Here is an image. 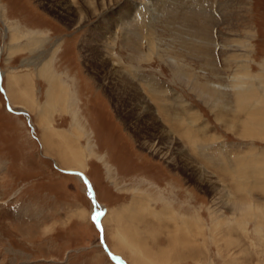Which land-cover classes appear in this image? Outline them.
<instances>
[{
  "label": "rangeland",
  "instance_id": "rangeland-1",
  "mask_svg": "<svg viewBox=\"0 0 264 264\" xmlns=\"http://www.w3.org/2000/svg\"><path fill=\"white\" fill-rule=\"evenodd\" d=\"M83 1L0 0V264H144L140 246L123 248L115 223L136 220L139 195L151 199L150 222H172L166 203L194 220V247L166 264H264V0ZM57 2L71 5L74 16L57 13ZM48 63L74 97L66 113L54 114L52 130L71 136L87 161L81 171L64 169L46 151L38 127L49 87L40 69ZM114 65L141 90L163 131L174 130L173 145L218 196L198 175L192 182L142 148L159 140L131 100L104 82L103 70ZM8 75L29 78L31 114L7 97ZM141 78L167 92L149 90ZM244 127L253 137L243 136ZM170 224L163 233L140 226L143 242L159 232L145 244L155 254L169 247Z\"/></svg>",
  "mask_w": 264,
  "mask_h": 264
},
{
  "label": "bare ground",
  "instance_id": "bare-ground-1",
  "mask_svg": "<svg viewBox=\"0 0 264 264\" xmlns=\"http://www.w3.org/2000/svg\"><path fill=\"white\" fill-rule=\"evenodd\" d=\"M50 1L54 3L58 0H50ZM84 1L89 2V0H84ZM85 4H87V3H85ZM70 6H68V3H66V2H64L63 4L61 2H57L55 8L57 9V13L65 14L68 18H71V15L75 14L76 12L73 11ZM105 8H103L104 11L106 10ZM2 12H3V7L1 6V3H0V18L4 19L3 18L4 15ZM129 22H131V20ZM124 25H125V23H124ZM6 26H7V28H6L7 32L6 33L8 35L10 34V36H11L12 31H13V35H12V37H13L14 33L16 31L14 30L13 27H10L8 25H6ZM132 31L133 30H131V32ZM39 35H40V33H38V32L32 33L30 36L32 38V42H35L36 44L39 43L40 39L36 40V38H38ZM133 36H134L133 34H130V37H133ZM40 37H41V35H40ZM18 39H19V37L15 38V40H18ZM99 46L101 47L102 44L101 45L99 44ZM127 47L132 51L133 47H132L131 43L128 44V42H127ZM133 51H135V50H133ZM207 60H210V59H207ZM105 62L103 60H101L99 63L101 64V66L104 64L107 66V64ZM112 67L114 69L111 68L110 71H107V70L104 71L103 70V72H105L103 74L104 82L105 83L108 82V84L111 85V87H113L116 95L120 96L121 99L129 98L131 100L130 105L132 106V108H131L132 112L138 114V116H139V117H136L137 120L138 121L143 120L146 123V127L150 130L151 133H153L152 137L154 138V140H159V146H156V147H155L156 144L151 145V144H147L145 142H141L140 144H141L142 148H146L148 150H151L154 153H156L158 156H162L163 158L172 161L175 166L176 165L180 166L181 171L183 173H185L187 175L188 179L192 182L194 181L193 177H196L198 175L197 178L200 181V186H202V188H204L207 192L218 196L219 195L218 192H220V191L216 189L217 185L210 179V177L207 176L206 174L202 173L197 168L198 166L196 167L194 165V163L190 160L188 155L186 153H184L181 148H179V147L176 148L173 145L175 141L172 139L171 131L174 132V130L172 128H169V130L164 128V131H163V127L159 124L156 117H154L155 115L153 112V108L151 107V105H149L146 97L142 95V93L140 92L141 90H139V88L137 86L133 85V83L128 79V77L125 76L126 73L121 71V69L118 68V66L116 67L114 65ZM40 77L43 78L49 86L47 97H46L47 98L46 103L43 105L42 110L39 112V114H37L38 127L44 135L43 140H44V146L47 149L46 151L53 154L54 157L55 156L58 157L60 164L63 167H65L64 169H73L74 167L75 168L77 167V169L81 171L85 168V166H86L85 162H87V161H86V159L82 160L80 151H78L76 149V147L74 146V142H72L71 136L66 135V133H64V132H55L54 129L52 130V122H53L52 119H53L54 114L57 112V110H59L60 112L66 113L67 109H68L67 106L69 105V107H70L74 103V97H73V95H71L69 88L65 84H63L57 76H55L54 72H52L51 63L50 64L48 63L47 65L45 64L42 67V69H40ZM8 78H9V80H8L9 83H8V87H7V89H8V96L7 97L10 98V100H13V102L15 104L14 106L16 108L22 109L23 111H25L29 114H31L30 113L31 111L34 112L35 110L31 107V103H29V101L32 98L31 94L33 93V91L31 93L32 89L29 87L31 85L29 78L27 77L28 79H26V80L23 76H21V77L12 76V78H10L9 75H8ZM140 81L142 84H144V86H149V90H151L153 92H163V93L167 92V90H165V87L162 84H160V82L155 81L151 78H149V79L141 78ZM26 83L28 85L27 87H26ZM213 94L215 97L217 96V98L219 97L218 95H220L215 90L213 91ZM238 96H241L239 99L242 98V94L240 95V92H239ZM62 98H64V100L61 103H59L60 100H62ZM118 100L119 99H117L116 102H119ZM27 106H28V108H27ZM29 110H30V112H29ZM137 112H140V113H137ZM74 129H75L74 131L77 133L78 130L76 128H74ZM243 130H244V133L243 132L242 133H243L244 137H253L254 134L249 128L244 127ZM57 137L60 138V141L57 139ZM98 158H99V160L105 162L104 156H102V157L98 156ZM176 160H178V163L176 162ZM175 162H176V164H175ZM83 178H84V176H83ZM191 178H192V180H191ZM136 198H137V196H136ZM137 199H141V200H138L139 202H135L134 205L137 206V204H138L139 208L136 209V208H134V205H133V207H132L133 209H131V214L133 213V217H135L136 220L128 223L125 227L121 226L122 221L119 220L118 218H117V220H119V221L115 222L118 228H122V229L124 228L123 230H125V231L130 230V231H128L126 236L122 234V229L118 230V234L122 235L121 239H122V242H124L123 248L126 249V247H128V248L131 247V250H136L137 246L138 247L140 246L142 248V251L140 252V254L138 253L139 257L137 255H136V257H138L141 260L143 259L144 264H166V263H170V258L173 255H175V251L185 252V251L190 250L191 248L194 247V245L192 244V242L190 240L191 238L189 237V233L192 234V232L195 230L193 222H192L194 220H192L191 218H186L183 215V213L180 214L178 212L175 214V212L173 211L175 209L172 208V206L170 204L166 203L163 213H166V215L170 214L171 215L170 218L173 219V220H171L172 222H169L166 224L168 225L170 223H173L174 230H173V232H171L170 230L167 229V231H169V234H168L169 235V237H168L169 241L168 242H170L168 245L169 247L162 248V250H160L159 252L157 251L158 254L157 253L155 254V252L152 250V248L150 246L145 245V244L149 243L146 241H150L151 236L155 240H157V238L159 239V237H158V236H160L159 230H162V233H163L164 227L167 225L163 226L161 223L158 224L152 220H151L152 222H150L151 216H149V213H150V215H152V213H153V209L150 210V208H151L150 200L151 199L144 201L143 196L140 197V195L138 196ZM240 209H242V208L240 207ZM252 209H253V207H252ZM167 217L168 216H166V218ZM147 218L149 220H147ZM144 224H147L148 226H150L152 228L155 227V230L157 229L159 231L158 233H154L155 231L150 232V230H148L150 233L148 234L147 238L145 239V242H143V239L141 237V235L143 236V233H142V230L140 229V226L144 225ZM167 227H169V226H167ZM170 227H171V224H170ZM171 230H172V228H171ZM156 249L157 248H155V250ZM174 249H176V250H174ZM120 252H121V250H120ZM118 261H120V260H118ZM120 262H122V261H120ZM122 264H123V262H122Z\"/></svg>",
  "mask_w": 264,
  "mask_h": 264
},
{
  "label": "snow or ice",
  "instance_id": "snow-or-ice-1",
  "mask_svg": "<svg viewBox=\"0 0 264 264\" xmlns=\"http://www.w3.org/2000/svg\"><path fill=\"white\" fill-rule=\"evenodd\" d=\"M100 215H101V213H96V216L93 217V219L98 220V218H99Z\"/></svg>",
  "mask_w": 264,
  "mask_h": 264
},
{
  "label": "water",
  "instance_id": "water-1",
  "mask_svg": "<svg viewBox=\"0 0 264 264\" xmlns=\"http://www.w3.org/2000/svg\"><path fill=\"white\" fill-rule=\"evenodd\" d=\"M116 260L118 261V259L116 258Z\"/></svg>",
  "mask_w": 264,
  "mask_h": 264
}]
</instances>
